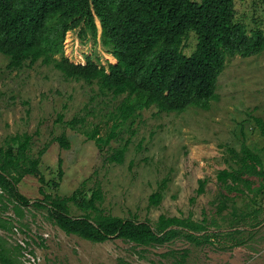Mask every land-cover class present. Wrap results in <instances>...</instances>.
<instances>
[{"label": "rangeland", "instance_id": "374dc122", "mask_svg": "<svg viewBox=\"0 0 264 264\" xmlns=\"http://www.w3.org/2000/svg\"><path fill=\"white\" fill-rule=\"evenodd\" d=\"M236 7L237 17L249 29L258 24L264 29V0H237ZM196 41L192 36L186 49L191 51ZM64 50L76 63L84 64L88 57H99V64L106 66L116 62L100 39L85 43L77 30L68 32ZM8 63V58L0 54V142L10 135L29 133L33 135V154L48 145L41 163L47 179L56 177L53 171H58L62 159L64 177L59 189L46 186L47 193L70 196L86 181L88 189L102 188L104 200L100 206L106 213L152 224L162 214L191 216L197 221L215 220L222 230L229 228L231 209L222 215L218 212L222 198L217 176L228 166L227 145L240 148L245 141L264 148L256 121L264 119V53L228 58L218 81L219 98L209 110L190 107L177 114L153 107L126 122L116 111L123 97L101 92L96 82L65 78L41 61L20 70L9 69ZM75 118L77 122L69 125ZM96 128L102 137L113 130L117 135L104 151L89 139L88 133ZM63 134L71 141L69 149H63L55 140ZM127 142L130 144L124 162L110 159L115 149ZM166 178L170 181L162 189V202L151 205L150 196L161 189ZM200 180L207 183L203 194H198ZM40 187L33 176L19 184L21 193L31 200V205L23 207V216L15 214L14 204L3 209L0 201V215L11 219L14 226L12 231L0 228V235L10 248L20 240L28 241L35 264L171 263L185 250H189L187 264H264V193L258 197L259 205L253 204L249 196L236 203L240 211L262 209V225L248 227L252 233L246 234L244 246L222 249L224 244L220 242L199 246L180 237L145 248L117 237L97 243L66 234L47 218V210L33 205L43 197ZM72 210L74 215L82 214L75 204ZM19 224L27 235L20 231ZM167 252L173 255L165 256ZM21 260V264H27L24 258Z\"/></svg>", "mask_w": 264, "mask_h": 264}, {"label": "trees", "instance_id": "16d2710c", "mask_svg": "<svg viewBox=\"0 0 264 264\" xmlns=\"http://www.w3.org/2000/svg\"><path fill=\"white\" fill-rule=\"evenodd\" d=\"M237 0H0V54L8 58V68H31L38 62L51 65L65 78L97 83L103 93L123 97L116 111L126 122L142 111L157 108L164 113H183L190 107L209 110L219 98L217 88L228 58L250 57L264 53V29L259 24L249 29L237 17ZM257 21V20H256ZM77 30L83 42L101 40L116 62L108 66L92 57L86 64L73 62L64 50L69 31ZM196 43L186 49L191 37ZM62 120L60 115L59 121ZM84 121V120H82ZM264 138V119L256 118ZM77 119L68 124L73 125ZM100 151L117 135L100 136L98 128L88 133ZM245 136V135H244ZM33 135L17 133L0 142V194L2 208L14 203L15 213L24 215L23 207L31 205L20 191L19 184L27 177L39 180L41 200L33 202L37 209L47 210V218L69 235L103 243L112 238L134 242L137 247L162 246L177 238H186L196 245L224 244L222 249L244 246L251 234L249 228L262 225V209L240 211L239 198L248 197L259 205L264 193V148L245 141L240 148L227 145V164L217 181L222 204L219 215L231 211L229 228L207 218L167 216L162 214L155 224L106 213L101 208L104 193L100 186L87 188L86 181L72 195L47 193L46 186L59 189L63 179V161H59L56 177L47 179L41 169L48 145L32 153ZM63 149L71 148L65 134L55 137ZM130 142L115 149L110 159L123 163ZM113 148V146H111ZM166 178L161 189L150 196V203L159 206ZM200 180L198 194L205 192ZM7 201V202H5ZM82 211L74 215L72 206ZM0 228L12 231L13 224L0 215ZM142 249L143 252L146 250ZM173 255L167 252L164 255ZM189 250L180 259L158 264H187ZM21 248L9 247L0 235V264H20ZM120 264H127L121 262Z\"/></svg>", "mask_w": 264, "mask_h": 264}, {"label": "built area", "instance_id": "2783aa9c", "mask_svg": "<svg viewBox=\"0 0 264 264\" xmlns=\"http://www.w3.org/2000/svg\"><path fill=\"white\" fill-rule=\"evenodd\" d=\"M16 231H18V228H15ZM20 244L23 246V248L25 249L24 251H27L24 254V259H25V263L27 264H35L34 262H36L35 257L31 254L30 250L27 248V242L26 240H20Z\"/></svg>", "mask_w": 264, "mask_h": 264}, {"label": "clouds", "instance_id": "9594fccd", "mask_svg": "<svg viewBox=\"0 0 264 264\" xmlns=\"http://www.w3.org/2000/svg\"><path fill=\"white\" fill-rule=\"evenodd\" d=\"M66 54V53H65ZM74 62V61H73ZM86 62H87V60H86ZM76 63V62H75ZM78 64H83V63H78ZM84 64H86V63H84ZM222 74V73H221ZM4 193V191H3V189L0 187V194H3ZM5 202H7V201H5ZM7 204H14V203H9V202H7ZM14 211H15V209H14ZM16 214V213H15ZM17 215V214H16ZM18 216V215H17ZM6 220H8L9 222H11L12 220L11 219H7V218H5ZM14 227V226H13ZM18 227L20 228V231L23 233V234H25V235H27V232H26V230H23L22 228H21V225L19 224L18 225ZM18 227H15V228H18ZM15 228H14V230H15ZM19 228H18V230H19ZM13 230V229H12ZM18 247H20L21 248V252H22V256L20 257V259H22V258H24V253H23V251L25 250L24 248H23V246L21 245V244H18L17 245ZM27 248H28V241H27ZM21 262H22V260H21ZM21 262H20V264H21Z\"/></svg>", "mask_w": 264, "mask_h": 264}]
</instances>
